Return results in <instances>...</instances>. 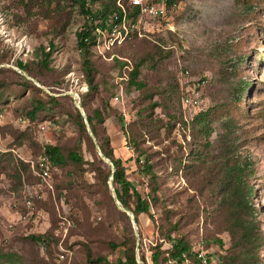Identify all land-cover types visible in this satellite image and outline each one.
<instances>
[{"label": "rangeland", "instance_id": "374dc122", "mask_svg": "<svg viewBox=\"0 0 264 264\" xmlns=\"http://www.w3.org/2000/svg\"><path fill=\"white\" fill-rule=\"evenodd\" d=\"M175 2L122 44L91 47V88L77 33L92 19L79 2L0 0V246L16 264H127L132 254L152 264L159 246L172 248L169 235L220 253V264H242L233 257L245 248L247 264H264V0ZM118 56L139 66L145 86L123 83L115 102ZM198 82L202 108L184 107L183 88ZM96 109L106 116L97 134ZM106 139L151 216L118 200ZM48 144L83 162L54 165V189L27 209L23 191L36 186L33 165ZM160 264L172 263L163 254Z\"/></svg>", "mask_w": 264, "mask_h": 264}, {"label": "trees", "instance_id": "16d2710c", "mask_svg": "<svg viewBox=\"0 0 264 264\" xmlns=\"http://www.w3.org/2000/svg\"><path fill=\"white\" fill-rule=\"evenodd\" d=\"M80 3L82 11L88 15L92 19V25L86 26L84 29L77 33L78 39V48L82 52L83 55V71L87 78V82L91 88L96 87L95 85V77L94 72L96 70L94 63L90 57L91 47L96 45V37L94 35L97 27L105 28L107 26V22L110 20L111 15L117 10L116 3L110 1L111 3H102L101 9L92 10L89 7V3H94L100 0H74ZM96 20H100L99 23H95ZM50 56L46 54L45 60ZM114 60V59H113ZM122 62V60H119ZM123 65V62H122ZM140 74L139 66L137 65L130 71L128 81L124 82L129 84L130 86H136L137 88H143L145 84L141 81H137V78ZM41 107V102H38L37 106H34L33 109L29 112L31 117H35L38 113V110ZM80 117V126L84 127L83 117L79 114ZM106 120V116H104L103 112L100 109H96L92 115L88 116V121L91 125L92 131L97 134V123H104ZM128 143V141H127ZM129 146V144H128ZM101 149L104 155L109 158L114 164L115 170L110 174L113 182L119 187L115 189L118 200L122 203L123 206L133 210V213L136 215V218L140 214H147L151 216V205L148 200L143 198L141 193L135 187L133 182L128 179L126 171L127 168L124 166L122 159L119 157H115L114 149L110 145L109 139L103 141L101 144ZM129 149V148H128ZM130 150V149H129ZM46 156L53 165H64L67 163V160H71L76 163H82L83 158L77 152V150H72L69 152L67 157L63 155L61 152V148L58 145L48 144L45 146L43 153L40 157ZM148 172H151L150 166H146L144 168ZM38 182V177L36 178ZM253 230L250 227H245L242 233V240H251ZM169 241L172 244V248L168 250L162 251L159 246L152 254V264H160V257L164 254V260L169 262L171 259H178L182 252L188 250L192 246L188 243L184 242L183 239H174L171 235H169ZM30 239L33 241H44L47 239L46 235H30ZM252 256V255H251ZM250 257L249 251L245 248L242 253H240L237 257L234 256L233 259L241 260L242 264H247L246 260ZM127 264H137L135 255H125ZM17 259H19V255L11 252L5 251L0 246V264H16ZM96 262H105L104 258H99ZM122 258L119 259L118 264H124ZM255 263V262H253Z\"/></svg>", "mask_w": 264, "mask_h": 264}, {"label": "built area", "instance_id": "2783aa9c", "mask_svg": "<svg viewBox=\"0 0 264 264\" xmlns=\"http://www.w3.org/2000/svg\"><path fill=\"white\" fill-rule=\"evenodd\" d=\"M175 0H117V10L111 15L110 20L106 23L107 26L97 27L94 32L96 39V47H100L102 41L110 49L116 43L122 44L127 38L132 37L135 30H139L142 23L151 21L165 20L171 9L176 7ZM103 36V37H101ZM112 55L111 60L115 58ZM123 65L116 74L115 85L118 87L117 93L113 100L120 102L124 99L123 83L128 81L130 71L134 66L132 61L127 58H122ZM182 104L186 108L201 109L204 104L203 92L198 83H187L183 88ZM128 148L132 150V146ZM53 163L46 157L39 158L37 163H34L33 170L38 182L36 186L26 185L23 191V206L27 209H32L35 205L36 198H45L42 189H54L53 185ZM20 205V204H19ZM27 219L28 215L21 214L20 219ZM64 257V255H61ZM172 264H220V253L212 251L205 246L193 245L188 250L182 252L178 259L169 260Z\"/></svg>", "mask_w": 264, "mask_h": 264}]
</instances>
